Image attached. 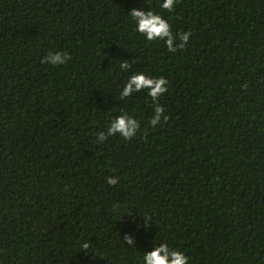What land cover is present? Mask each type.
<instances>
[{
    "label": "trees",
    "instance_id": "obj_1",
    "mask_svg": "<svg viewBox=\"0 0 264 264\" xmlns=\"http://www.w3.org/2000/svg\"><path fill=\"white\" fill-rule=\"evenodd\" d=\"M162 3L0 0V264H145L161 243L264 264V0ZM132 8L187 45L148 40ZM139 72L167 78V122L147 89L120 98ZM122 112L137 133L97 142Z\"/></svg>",
    "mask_w": 264,
    "mask_h": 264
},
{
    "label": "clouds",
    "instance_id": "obj_2",
    "mask_svg": "<svg viewBox=\"0 0 264 264\" xmlns=\"http://www.w3.org/2000/svg\"><path fill=\"white\" fill-rule=\"evenodd\" d=\"M163 9L171 12L175 7V0H163L161 4ZM132 18L136 23V31L145 35L148 40H163L165 41L168 51L174 52L178 49L184 48L189 41L191 31L181 34H174L169 20L164 18L152 10H145L143 8H132L130 11ZM70 59V55L64 52H50L43 58V62L52 65H63ZM122 70H129L131 62L125 60L120 64ZM168 81L166 77H150L144 72L132 74L127 80L123 90L120 92V98L125 99L133 93L148 90V95L153 101L157 102L154 108V116L151 118V125L156 126L163 116V120L167 122L168 116L164 114V108L158 103L160 97L168 91ZM140 123L133 116L127 112H122L116 116L111 122L106 132H100L97 142L106 141L110 136L119 134L120 136L131 139L138 131ZM118 177H108L107 183L109 185H116ZM146 221H150L146 219ZM145 229L150 227L149 223L144 224ZM124 241L128 245L136 246V240L132 234L125 233ZM90 248L88 242L82 245L83 250ZM189 257L178 249H170L167 243H161L154 247L153 250L144 253L143 260L145 264H188Z\"/></svg>",
    "mask_w": 264,
    "mask_h": 264
}]
</instances>
